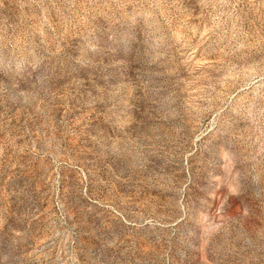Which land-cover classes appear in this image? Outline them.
Masks as SVG:
<instances>
[{"label":"rangeland","instance_id":"374dc122","mask_svg":"<svg viewBox=\"0 0 264 264\" xmlns=\"http://www.w3.org/2000/svg\"><path fill=\"white\" fill-rule=\"evenodd\" d=\"M0 264H264V0H0Z\"/></svg>","mask_w":264,"mask_h":264}]
</instances>
